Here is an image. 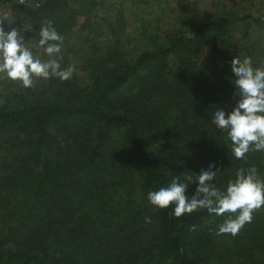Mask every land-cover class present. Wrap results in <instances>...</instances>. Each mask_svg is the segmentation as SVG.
<instances>
[{
	"label": "trees",
	"instance_id": "16d2710c",
	"mask_svg": "<svg viewBox=\"0 0 264 264\" xmlns=\"http://www.w3.org/2000/svg\"><path fill=\"white\" fill-rule=\"evenodd\" d=\"M183 1L172 24L144 0L19 5L63 44L80 31L94 55H73L69 80L0 95V264H264V207L232 236L216 234L228 214L177 218L148 200L210 163L221 191L241 168L264 180V152L235 158L212 122L239 99L232 59L264 68V11Z\"/></svg>",
	"mask_w": 264,
	"mask_h": 264
},
{
	"label": "clouds",
	"instance_id": "9594fccd",
	"mask_svg": "<svg viewBox=\"0 0 264 264\" xmlns=\"http://www.w3.org/2000/svg\"><path fill=\"white\" fill-rule=\"evenodd\" d=\"M32 28L31 24L23 25L24 31ZM20 33L16 28L6 32L0 22V74L19 81L25 88L34 87V78L69 80L72 77L73 67L61 68L59 54L64 38L51 21H42L39 29V46L50 57L46 61L34 56ZM231 70L236 77L234 85L239 99L231 111L218 108L212 122L218 129L227 131L235 158L246 160L250 151L264 152V68H254L251 57L241 61L236 56L231 61ZM218 171L210 163L207 170L187 175L183 181L179 176L173 177L167 187L149 192L148 200L158 209L174 205L172 215L177 218L205 209L209 215L228 214L216 234L235 236L252 222L253 213L264 207V180L258 177L255 167L241 168L235 180L229 181L226 191H221L213 184ZM195 182H198L195 193L189 198L186 190Z\"/></svg>",
	"mask_w": 264,
	"mask_h": 264
},
{
	"label": "rangeland",
	"instance_id": "374dc122",
	"mask_svg": "<svg viewBox=\"0 0 264 264\" xmlns=\"http://www.w3.org/2000/svg\"><path fill=\"white\" fill-rule=\"evenodd\" d=\"M111 1V0H110ZM217 1H222L228 5V7L232 8H245L247 11H254V14H257L259 11H264V0H187L183 1L182 4L185 5H194L196 7L199 6V9H201V12L204 11V9H208L207 7L212 6ZM146 2L145 4H142L141 7L144 8V10H151L155 6L160 4V7L156 10L162 18L161 24L164 22L171 23L175 22L174 18H171V16H175L176 14L172 11V7H175L176 5L180 4L178 0H144ZM25 7H31L33 5L32 0H24ZM20 0H0V22H2V25L4 27V30L6 32L10 31L12 28H16L17 30H20L21 33L20 35L23 37V42L26 47L30 48L34 54V56H37L40 58L42 61H46L50 59V57L44 52L43 48L37 44V38H38V32H39V27L38 25H33V28L29 32V35H27V31L23 30V25L24 24H31L30 19H28L29 13L25 10H21L19 8ZM192 5V6H193ZM204 5V6H203ZM126 6V5H125ZM124 6V7H125ZM154 6V7H153ZM207 6V7H206ZM177 7V6H176ZM132 10V9H131ZM131 10H128L131 12ZM143 10V11H144ZM139 10V13L143 12ZM199 11V10H198ZM152 11H150L149 15L151 17ZM143 20L150 18L147 16L145 12H143ZM164 26V25H163ZM169 26V25H168ZM162 27V26H161ZM166 27V26H164ZM163 27V28H164ZM75 28L78 29V25L75 26ZM169 27H166L168 29ZM73 34L72 37H69L67 42L62 44L61 47V53L59 54L62 59H60V64L61 68H64V63L65 67H73L74 70H78L77 64L79 62L76 61V58L73 55L79 56L82 55L85 51H89L87 56H93V49L91 47H88V44H84L83 42V37L79 33ZM94 41L98 42L99 45H102V39L101 37H94ZM92 42L89 44L91 45ZM71 48L75 50V53L72 54L69 52L68 49ZM66 51L67 54H66ZM42 80H45L43 78H34V85L38 84ZM22 86V84L19 81H13L9 78H7L4 74H0V95H4L10 90H13L14 88ZM1 156V154H0Z\"/></svg>",
	"mask_w": 264,
	"mask_h": 264
}]
</instances>
